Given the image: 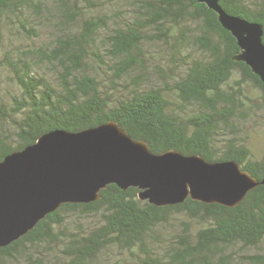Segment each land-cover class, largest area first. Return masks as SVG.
<instances>
[{
  "label": "trees",
  "instance_id": "1",
  "mask_svg": "<svg viewBox=\"0 0 264 264\" xmlns=\"http://www.w3.org/2000/svg\"><path fill=\"white\" fill-rule=\"evenodd\" d=\"M219 4L261 23L264 43V0ZM240 51L198 0H0V161L44 132L114 120L154 152L235 160L261 180L247 124L264 115V83ZM138 192L111 183L62 204L0 264H264L263 184L233 207Z\"/></svg>",
  "mask_w": 264,
  "mask_h": 264
},
{
  "label": "water",
  "instance_id": "2",
  "mask_svg": "<svg viewBox=\"0 0 264 264\" xmlns=\"http://www.w3.org/2000/svg\"><path fill=\"white\" fill-rule=\"evenodd\" d=\"M218 13L236 38L245 62L264 83L263 25L226 12L219 0H198ZM139 189L138 197L157 206L188 197L228 207L238 205L258 184L235 160L209 161L176 149L151 150L109 120L78 131L54 129L0 161V247L17 240L64 203H88L108 184Z\"/></svg>",
  "mask_w": 264,
  "mask_h": 264
},
{
  "label": "rangeland",
  "instance_id": "3",
  "mask_svg": "<svg viewBox=\"0 0 264 264\" xmlns=\"http://www.w3.org/2000/svg\"><path fill=\"white\" fill-rule=\"evenodd\" d=\"M0 84H2V81ZM257 119L259 123L257 122L247 124V131L249 134V145L252 146L253 151L255 153H258L259 151L262 152L264 150V115H258Z\"/></svg>",
  "mask_w": 264,
  "mask_h": 264
}]
</instances>
